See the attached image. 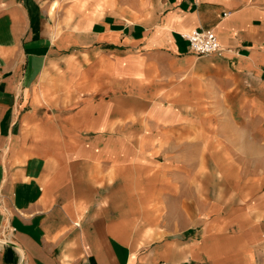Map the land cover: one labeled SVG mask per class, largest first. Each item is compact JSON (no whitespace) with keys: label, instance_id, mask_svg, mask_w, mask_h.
<instances>
[{"label":"crops","instance_id":"obj_1","mask_svg":"<svg viewBox=\"0 0 264 264\" xmlns=\"http://www.w3.org/2000/svg\"><path fill=\"white\" fill-rule=\"evenodd\" d=\"M4 229L0 264H264V0H0Z\"/></svg>","mask_w":264,"mask_h":264},{"label":"built area","instance_id":"obj_2","mask_svg":"<svg viewBox=\"0 0 264 264\" xmlns=\"http://www.w3.org/2000/svg\"><path fill=\"white\" fill-rule=\"evenodd\" d=\"M191 45L192 50L199 55L218 52L220 43L216 32L212 29H196L183 35ZM10 231L4 229L0 233V246L9 240Z\"/></svg>","mask_w":264,"mask_h":264}]
</instances>
